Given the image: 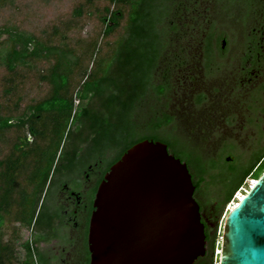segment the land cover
<instances>
[{"label":"trees","instance_id":"16d2710c","mask_svg":"<svg viewBox=\"0 0 264 264\" xmlns=\"http://www.w3.org/2000/svg\"><path fill=\"white\" fill-rule=\"evenodd\" d=\"M62 1L0 0V264H48L39 248L48 232L36 231L58 217L59 183L99 161L93 196L111 165L145 139L187 163L216 225L246 180L264 172V129L246 157L232 143L239 166L222 149L208 155L207 139L180 128L177 116L209 99L204 77L221 70L227 52L216 30L229 18L244 28L264 0ZM249 40L242 61L264 62V32ZM212 230L206 224L210 252L199 264H214Z\"/></svg>","mask_w":264,"mask_h":264},{"label":"water","instance_id":"95a60500","mask_svg":"<svg viewBox=\"0 0 264 264\" xmlns=\"http://www.w3.org/2000/svg\"><path fill=\"white\" fill-rule=\"evenodd\" d=\"M195 190L165 142L135 143L96 190L90 264H194L207 251ZM219 254L220 264H264V172L227 213Z\"/></svg>","mask_w":264,"mask_h":264},{"label":"rangeland","instance_id":"374dc122","mask_svg":"<svg viewBox=\"0 0 264 264\" xmlns=\"http://www.w3.org/2000/svg\"><path fill=\"white\" fill-rule=\"evenodd\" d=\"M62 3L66 4L67 1L63 0ZM255 9L257 11L255 17L249 21L242 31L238 29V25L233 18H229V21H231L228 22L227 26L216 30L217 36L226 34L227 43L225 46L227 47V52L223 58H218V61L223 63L221 70L216 74L205 75L204 77V82H206L205 90L209 95V99L205 104L198 105L195 108L191 107L188 114L182 108L177 116L180 128L183 127L187 133L190 130L193 137L204 136L207 139L202 145L205 146L208 155L223 151L224 158L227 160L228 158L234 159L239 166L240 162L236 159L237 154L235 155V150H232V148L234 149L233 145H236V151L240 154V157H246L253 147L257 145V141H259V129H264V89L260 92V98L256 101L253 98V90L264 82V71L260 77H254L253 80L248 79L243 88L241 85L238 87L236 83L242 77L240 67L243 63L242 57L245 56L248 41L251 37L250 32L253 29H259L264 24V4L263 6L258 4ZM257 32L259 33V31ZM221 43L222 41L220 40V45ZM245 64L247 65L248 63ZM261 64L262 69H264V62ZM201 68V72L205 74V69L202 66ZM228 99H233L230 105L226 103ZM187 117L190 118L188 121ZM210 117L214 120L213 124L206 123ZM251 119H254V121ZM79 130H81L80 126L72 129L67 145L72 143V138L75 137L76 132ZM226 144L229 147H226ZM254 176H256V173ZM246 182L251 183L252 180L247 179ZM248 186L244 185L243 188ZM243 191L245 190L242 189L240 194H236L229 205L224 208L216 225L212 224L214 264H220L219 253L222 247V236L227 213L230 208L232 209ZM29 235H31L30 230H23L25 238Z\"/></svg>","mask_w":264,"mask_h":264},{"label":"flooded vegetation","instance_id":"af4514ba","mask_svg":"<svg viewBox=\"0 0 264 264\" xmlns=\"http://www.w3.org/2000/svg\"><path fill=\"white\" fill-rule=\"evenodd\" d=\"M252 17H255V14ZM238 29L242 31L243 27L240 28V26H238ZM257 31L260 33L262 31L264 32V24L259 29L251 30L250 35L252 36V34L257 33ZM222 35L219 38V41H222L221 47L227 49L225 46L227 43L226 34ZM251 49L252 42L249 40L245 55L246 52L251 51ZM261 62L263 61H260L259 64L253 63L250 58L243 61L240 67L242 77L241 80H239V82L236 81V83L243 88L248 79L253 80L254 77H260L264 71ZM245 63L248 64L246 65ZM258 88L259 86L253 91L258 90ZM231 102H233V99H228L226 103L227 105H230ZM80 174L81 175H78L74 181H62L59 183V190L55 197L54 206L58 209V217L50 228H40L36 231L39 232V234H47L46 232H48L49 239L47 241L43 240L39 244V248L48 264H90L88 230L90 216L94 209L93 201L96 191L93 196L92 192L93 188L96 186L97 180L100 179L102 174V168L99 165V161L87 165ZM194 196L200 204L202 220L205 223V226L206 224L212 225L216 215L212 213L210 214L208 207L205 208L201 205L200 201H203V197L199 194V190H195ZM216 205L217 201L211 203V209L216 211V208H214ZM206 246V253H208L210 252L208 241ZM195 263L199 264L197 260Z\"/></svg>","mask_w":264,"mask_h":264},{"label":"bare ground","instance_id":"6f19581e","mask_svg":"<svg viewBox=\"0 0 264 264\" xmlns=\"http://www.w3.org/2000/svg\"><path fill=\"white\" fill-rule=\"evenodd\" d=\"M255 182H256V181H255ZM255 182H254V183H255ZM254 183H253V184H254ZM248 189L250 190V188H248ZM248 189L243 188V190H245V191H243V193L239 196V198L237 199V201H238V200L240 201V200L244 197V195L249 191ZM237 204H238V202L235 203V205H237ZM235 205H234V206H235ZM234 206H233V207H234ZM233 207H232V208H233Z\"/></svg>","mask_w":264,"mask_h":264},{"label":"built area","instance_id":"2783aa9c","mask_svg":"<svg viewBox=\"0 0 264 264\" xmlns=\"http://www.w3.org/2000/svg\"><path fill=\"white\" fill-rule=\"evenodd\" d=\"M252 180V182L251 183H249L250 185H249V187H251L252 185H253V183L256 181V180H254V179H251ZM243 189V188H242ZM242 189L241 190H239V191H237L236 192V194L238 195V193L240 194V192H242ZM235 194V195H236ZM235 205V204H234ZM231 209V208H230Z\"/></svg>","mask_w":264,"mask_h":264}]
</instances>
